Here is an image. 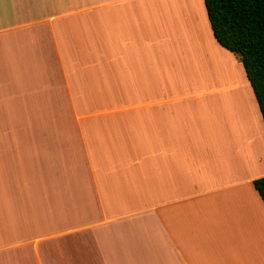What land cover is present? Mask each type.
<instances>
[{"label":"crops","instance_id":"0c3cea01","mask_svg":"<svg viewBox=\"0 0 264 264\" xmlns=\"http://www.w3.org/2000/svg\"><path fill=\"white\" fill-rule=\"evenodd\" d=\"M262 176L203 0H0V264H264Z\"/></svg>","mask_w":264,"mask_h":264},{"label":"trees","instance_id":"16d2710c","mask_svg":"<svg viewBox=\"0 0 264 264\" xmlns=\"http://www.w3.org/2000/svg\"><path fill=\"white\" fill-rule=\"evenodd\" d=\"M215 40L234 53L264 122V0H203ZM264 202V176L253 181Z\"/></svg>","mask_w":264,"mask_h":264},{"label":"rangeland","instance_id":"374dc122","mask_svg":"<svg viewBox=\"0 0 264 264\" xmlns=\"http://www.w3.org/2000/svg\"><path fill=\"white\" fill-rule=\"evenodd\" d=\"M163 7V6H162ZM234 56H236L234 53H232ZM237 57V56H236ZM238 58V57H237ZM212 63H213V61H212V59H209ZM239 60V59H238ZM218 62H219V60L218 61H216L215 62V60H214V63H215V65L218 67ZM203 67H204V70H203V74H204V76L206 77V79H207V83H208V78L209 79H211V74L213 73V67H210V66H208V65H206V64H204L203 65ZM216 67V69H218L219 71H226V72H230V67L228 68L227 67V63L225 64V66L222 68V69H219V68H217ZM217 70V71H218ZM218 71V72H219ZM217 73V72H216ZM207 83H206V85L205 86H207ZM233 83V84H232ZM213 84L214 83H212V82H210L209 81V84H208V86H213ZM226 85H227V90H232V92H235V95L237 94V91H239L240 92V94L242 93L243 95H244V98H248V96H247V94H246V92L243 90V88L242 87H240V86H238V85H236L233 81L230 83V82H227L226 83ZM216 86H218V85H216ZM226 88H225V83H224V86L222 87V90H223V93H222V95H223V97L224 96H226V94H227V92L228 91H225L226 90ZM231 91H229V93H230ZM231 92V93H232ZM221 94H219L218 96H220ZM244 100V99H243ZM236 104V107H235V109H237V110H239L238 109V105H237V103H235ZM240 113H242V120H244V119H246V122L249 120L250 121V119H251V111H250V113H246V111H239ZM244 118V119H243ZM252 120V119H251ZM243 122V121H242ZM1 246H7V245H1ZM2 258L3 259H7V254L6 253H4L3 255H2ZM32 260H34V261H32ZM24 261H27L26 263L27 264H35L36 262H35V259L34 258H32V259H29V258H25L24 259ZM5 264V263H4Z\"/></svg>","mask_w":264,"mask_h":264},{"label":"bare ground","instance_id":"6f19581e","mask_svg":"<svg viewBox=\"0 0 264 264\" xmlns=\"http://www.w3.org/2000/svg\"><path fill=\"white\" fill-rule=\"evenodd\" d=\"M224 104H225V102H224Z\"/></svg>","mask_w":264,"mask_h":264}]
</instances>
